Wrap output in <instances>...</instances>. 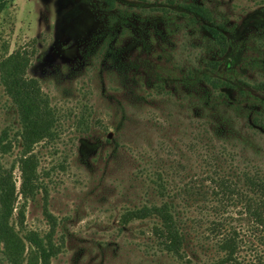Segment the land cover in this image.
I'll list each match as a JSON object with an SVG mask.
<instances>
[{"label": "rangeland", "instance_id": "obj_1", "mask_svg": "<svg viewBox=\"0 0 264 264\" xmlns=\"http://www.w3.org/2000/svg\"><path fill=\"white\" fill-rule=\"evenodd\" d=\"M188 4L205 8L211 19ZM206 26L224 35L222 55L208 41ZM17 48L29 53L26 74L56 109L59 132L34 146L45 192L26 201L18 195L10 221L20 228L21 209L23 230L43 233L50 226L45 210L54 216L61 250L50 264H180L145 246L151 219L121 227L119 216L130 203L124 193L136 182L140 156H158L159 166L179 161L184 169L168 173L169 179L203 192L181 211L188 226L201 224L191 232L192 244L208 246L198 250L199 259L187 249V258L199 264L215 256L219 233L209 231L220 221L226 225L219 232L229 225L238 231L241 264H264L259 228L241 215L240 205L217 202L198 152L188 149L195 119L209 116L222 132L244 133V120L257 117L264 129V92L245 86L264 70V0H5L0 58ZM193 49L195 63L186 55ZM210 59L218 60L216 69L209 70ZM203 73L230 84L220 88L223 96L204 91L210 87ZM16 126V110L0 84V135ZM251 138L249 152L264 149V136ZM19 150L12 145L0 152V168H13L16 190ZM23 257V264H35L27 242ZM0 264H9L1 254Z\"/></svg>", "mask_w": 264, "mask_h": 264}, {"label": "trees", "instance_id": "obj_2", "mask_svg": "<svg viewBox=\"0 0 264 264\" xmlns=\"http://www.w3.org/2000/svg\"><path fill=\"white\" fill-rule=\"evenodd\" d=\"M4 7L5 0H0V12ZM186 7L207 20L211 19L206 9L201 6L188 4ZM206 30L210 36L208 41L212 47L218 46L222 55L225 51L224 35L214 26H206ZM186 55L191 62H196L198 54L194 49L187 51ZM29 62V53L23 48H17L0 58V84L17 113V126L12 134L3 130L0 135V152L6 153L12 145L20 147L15 161L20 172L17 190L11 174L13 168H0V254L9 264H23L27 242L32 248L35 264H50L51 259L61 250V243L56 242L54 238V216L45 210L50 226L43 233L37 230H23L24 214L21 209L17 212V224L20 228L17 230L10 221L18 195L26 201L35 199L41 188L45 192L46 188L40 182L39 161L34 146L40 142L55 140L59 132L56 109L47 94L42 91L38 80L26 74ZM218 63V60L212 59L206 62L209 70L216 69ZM261 76L262 78L249 83L250 85L246 82L245 86L248 85L257 92H264V70ZM200 77L209 85L210 88L204 91L211 93V98L213 94L216 97L222 95L220 88L228 85L230 87L228 82L210 74L203 73ZM239 92L242 93V90L239 89ZM195 120L192 121L188 149L194 153L198 152L196 155L200 166L208 175L206 179L212 196L221 206L240 205L241 215L244 214L247 221L259 228V241L264 244V149L252 146V152L247 150L249 138L256 137L258 133L264 136V129H260V118L244 120V133L232 129L222 132L209 116ZM135 160L142 163L134 173L136 182L129 183L124 193L126 201L130 203L119 216L121 227L135 220L151 219L146 247L156 248L161 254L175 258L180 264H197L187 258V249L191 250L194 259H199L198 250L207 249L208 245L200 240L192 244L191 232H197L201 224L193 220L191 226H188L189 220L181 209L194 195L204 196L203 192L199 189L193 191L189 184L177 187L174 180L169 179L168 173H179L184 169L179 161L159 166L158 156H148L144 159L140 156ZM138 193L139 200H131L133 195L135 197ZM225 225L220 221L212 222L209 232L219 233L212 244L216 251L215 256L199 264H241L238 258V231L229 225L225 232H219Z\"/></svg>", "mask_w": 264, "mask_h": 264}]
</instances>
